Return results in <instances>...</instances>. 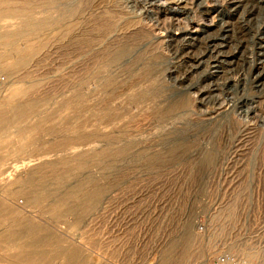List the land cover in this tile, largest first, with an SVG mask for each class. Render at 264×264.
<instances>
[{
    "label": "rangeland",
    "instance_id": "1",
    "mask_svg": "<svg viewBox=\"0 0 264 264\" xmlns=\"http://www.w3.org/2000/svg\"><path fill=\"white\" fill-rule=\"evenodd\" d=\"M69 1L48 14L79 8L74 41L10 22L36 43L13 77L46 100L0 125V264H33L7 237L24 223L41 264H264V0ZM74 94L108 110L102 137L60 106Z\"/></svg>",
    "mask_w": 264,
    "mask_h": 264
},
{
    "label": "bare ground",
    "instance_id": "2",
    "mask_svg": "<svg viewBox=\"0 0 264 264\" xmlns=\"http://www.w3.org/2000/svg\"><path fill=\"white\" fill-rule=\"evenodd\" d=\"M64 1H66V0H43L42 2L34 4L31 2L18 1V0H0V17H4L6 19V26L0 32V68L6 66L8 72H9V77L11 78V84L9 85L7 93L4 95L3 99L0 98V100L2 99V101L0 102V107L3 109H6L9 112V113H5V115L3 113L4 111L0 112V125L4 124L5 126H8L11 124V122L16 121V119L19 120L21 118H24L25 116L33 113L36 109H38V107L40 105H42L45 102L46 99H38L37 97H36L37 99L35 98L34 92H35L36 87H35L34 82H31V81L24 82V78H26V76H24L23 78H16V79H14L13 76H16L18 74L17 73L15 75L14 72L18 71L20 67L25 68L24 65L27 66L28 61H30V59L35 55V53L32 52L33 51L32 48H34L32 46V44H34V43H32L31 39L33 37L31 36L32 38L30 40H29V38H27L30 34H34V33L35 34H37V33L42 34L47 29L53 28V30H62L61 35L66 37L68 41H74L75 36H73V34L75 32L76 27L81 23V17H79V14H78L79 8L77 6H74L73 8H70V9H68V8L64 9V7H61V6H64ZM246 1L247 0H225L222 3H218L216 5V8L218 10V15H219V12L224 11L223 10L224 6L228 7V8H230V7L235 8V7L240 6L243 3L245 4ZM57 4L61 5L60 6L61 9H58L57 10L58 13H56L55 15L50 14L51 15L50 16L48 14L49 9H51L53 6H55ZM39 10L45 11V14L41 15L40 14L41 11L38 13ZM232 10H233V8H232ZM227 13H229V11ZM62 14H64V16H65L63 19L60 18V16ZM13 18H18V27L22 28L26 33H28V36L26 37V40H25L26 41L25 45H24L25 48H21V46H19V42L21 41L22 37L18 36L15 33L13 23H10ZM85 21H86V19H85ZM222 21H223L222 18L219 17L217 20L218 30L221 29V31L224 32L225 26H224ZM91 25H92V23H91ZM94 25H97L94 27L95 31L102 29L104 27V25H102L100 23L97 24L96 21L94 22ZM129 26H130V24H129ZM76 31L79 32L78 30H76ZM56 34H59V33H56ZM86 34H83L84 38H86ZM89 34H91V33H89ZM51 37H53V36L51 35ZM44 41H46V40H44ZM68 41L65 40V42H68ZM34 45H36V43ZM39 45H40V43H39ZM119 53H120V49L117 48V50H115L113 54H114V56H117ZM36 55H37V53H36ZM257 63H259V62H257ZM145 67H147V66H145ZM104 68H105L104 65L103 66L101 65L97 71H104L105 70ZM255 77H257V76H255ZM147 92H148V90H147ZM44 97H46V96H44ZM84 100H85V97L83 95L74 94L73 97H69V98L64 97L62 102L60 103V106L66 105L65 108L67 109V111L70 113L72 112V114L74 116H79V115L85 116V115H87V117L85 119L86 125L92 126L91 128L94 129V131H95L94 133L97 136L102 137V133H101L102 131H100L99 128L95 129L94 127H98L100 124H103V125L106 123L108 124L109 119L106 117V114H109L108 110L106 108H102V107H98V106L95 107V106H93L92 102H88L87 104H85L86 100L85 101ZM83 111H84L85 115H83ZM2 113H3V115H1ZM120 114L123 115V112H121ZM143 115H145V114H143ZM49 116L50 115H45V117H47V118H49ZM116 116L117 115L115 114V117ZM122 117L124 118V116H122ZM122 117L120 118V120L122 119ZM47 118H45L43 120L39 119L37 121V123L44 122V124L42 126H45V128H46V125H47L46 121L48 120ZM118 118H117V120H119ZM112 123H114V122H112ZM5 126H2V127H5ZM107 128H109V127H107ZM74 129H75V127H74ZM124 149L117 150V151H115V153L116 154L121 153ZM216 220H217V218H216ZM40 231H41L40 228H37L36 225H32V223L31 224L24 223V224H21L19 229L11 230L7 233V237L9 239V242L12 243V246L18 248V250L15 253L16 259H19L21 261L28 262V263H33V264H41L42 263V261H43L42 257L43 256L41 254H38L35 251H33L34 248L41 246L45 243L44 235H41ZM18 242H21L22 245L18 244ZM19 245H21V246H19ZM35 256H38L37 260L33 259ZM57 256H58V254L54 253L53 258L56 259ZM246 256H247V254H246ZM76 257H77V252H74L73 250L67 256V258L70 262L74 261ZM239 264H242V263L240 262Z\"/></svg>",
    "mask_w": 264,
    "mask_h": 264
}]
</instances>
